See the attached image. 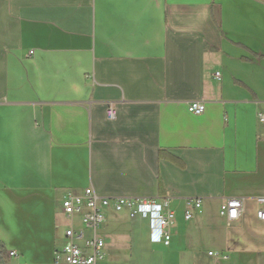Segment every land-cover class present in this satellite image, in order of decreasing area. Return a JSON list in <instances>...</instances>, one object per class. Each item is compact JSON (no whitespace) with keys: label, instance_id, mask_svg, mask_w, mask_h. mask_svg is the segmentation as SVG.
Here are the masks:
<instances>
[{"label":"crops","instance_id":"obj_1","mask_svg":"<svg viewBox=\"0 0 264 264\" xmlns=\"http://www.w3.org/2000/svg\"><path fill=\"white\" fill-rule=\"evenodd\" d=\"M259 112L264 0H0L3 264H56L62 201L89 186L175 211L169 245L140 217L131 231L99 229L112 261L132 237L160 246L147 264H264ZM231 197L245 205L234 221L220 215ZM189 199L202 207L187 220ZM121 213L106 221L123 226Z\"/></svg>","mask_w":264,"mask_h":264},{"label":"built area","instance_id":"obj_2","mask_svg":"<svg viewBox=\"0 0 264 264\" xmlns=\"http://www.w3.org/2000/svg\"><path fill=\"white\" fill-rule=\"evenodd\" d=\"M215 76L219 79L220 72H216ZM188 110L194 114H202L205 111V104L202 101L189 102ZM106 114L109 119L115 118L113 104L108 105ZM257 116L260 122H264V112H259ZM256 201L257 218L264 221V196L257 197ZM244 206L243 198H228L220 207V215L234 221L238 219ZM201 207V199L187 200L185 218L191 219ZM62 210L68 218L69 225L65 231V241L56 252V264H106L105 240L99 229L106 221L108 210L126 212L131 218L146 219L152 243L169 245L171 242L172 234L169 228L175 221V211L167 198L157 200L122 196L102 197L89 186L80 195L68 193L62 201ZM16 254L15 251H10L11 256Z\"/></svg>","mask_w":264,"mask_h":264},{"label":"rangeland","instance_id":"obj_3","mask_svg":"<svg viewBox=\"0 0 264 264\" xmlns=\"http://www.w3.org/2000/svg\"><path fill=\"white\" fill-rule=\"evenodd\" d=\"M113 215H115V214L109 215L110 217L107 220L108 222L106 221L105 226L100 228V233L109 234V233H112L115 230L119 229L120 227L125 228L127 231H131L133 228L135 229L136 225L138 224L135 222H139L138 219H132L131 217L127 216L126 214L121 213V214H117V215L121 218V220L125 219L127 223L122 224L123 226H121V225L117 226L113 220ZM141 222L143 223L142 224V226H143L145 221H141ZM63 225H64V228L67 225H69V221L65 215L63 216ZM134 225H135V227H134ZM152 250L155 252H158L160 250V246L151 245L144 238L140 242V241H138V239H133L131 237V241L129 244V255L126 257H124V256L120 257V255H121L120 253H122L121 249H120V252L113 254V255H115V257H117V259L112 261L110 259V254H108V249L104 248V251L107 253V256L109 257L110 264H147L150 255H154L152 253ZM116 261H118V262L116 263Z\"/></svg>","mask_w":264,"mask_h":264},{"label":"trees","instance_id":"obj_4","mask_svg":"<svg viewBox=\"0 0 264 264\" xmlns=\"http://www.w3.org/2000/svg\"><path fill=\"white\" fill-rule=\"evenodd\" d=\"M160 155H162V156H166V157L168 156L170 159L179 162L178 159L174 158V157L171 156V155H166V154H164L163 152H161ZM4 251H5V250H4L3 247L0 245V264L5 263V252H4Z\"/></svg>","mask_w":264,"mask_h":264},{"label":"bare ground","instance_id":"obj_5","mask_svg":"<svg viewBox=\"0 0 264 264\" xmlns=\"http://www.w3.org/2000/svg\"><path fill=\"white\" fill-rule=\"evenodd\" d=\"M196 101H198V100H195V101H192V102H196ZM192 113V112H191ZM194 114V113H193ZM258 117V116H257ZM261 123H264V122H261ZM257 202V201H256ZM222 205V204H221ZM221 207V206H220ZM245 207V206H244Z\"/></svg>","mask_w":264,"mask_h":264}]
</instances>
